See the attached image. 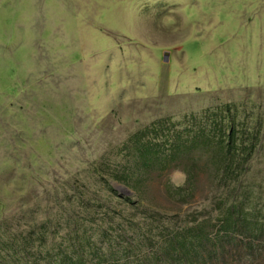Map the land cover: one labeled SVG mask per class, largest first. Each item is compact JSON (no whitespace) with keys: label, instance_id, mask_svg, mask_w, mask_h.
I'll return each instance as SVG.
<instances>
[{"label":"rangeland","instance_id":"obj_1","mask_svg":"<svg viewBox=\"0 0 264 264\" xmlns=\"http://www.w3.org/2000/svg\"><path fill=\"white\" fill-rule=\"evenodd\" d=\"M229 104L264 120V0H0V225L60 217L78 188L99 212L134 213L94 166L121 162L119 149L156 121ZM207 162L189 199L167 193L187 185L189 161L152 174L143 198L116 189L142 202L137 222L148 210L174 229L218 223L223 191ZM249 186L264 209V141L237 196ZM227 250L217 264H264L245 245Z\"/></svg>","mask_w":264,"mask_h":264},{"label":"trees","instance_id":"obj_2","mask_svg":"<svg viewBox=\"0 0 264 264\" xmlns=\"http://www.w3.org/2000/svg\"><path fill=\"white\" fill-rule=\"evenodd\" d=\"M263 128V119L250 115L244 119L232 104L186 116L180 122L173 118L154 122L119 149L121 162L92 170L134 213L127 214L125 209L119 218L110 208L99 212L105 209L102 201L86 198L78 188L81 195L68 199L72 208L60 217L34 222L28 230L22 229L16 217L4 221L0 264H217L226 257L228 245H245L254 263L264 261V209L256 204L251 186L237 196L264 141ZM203 158L223 191L217 205L218 223L191 220L174 229L147 214L148 210L143 223L137 222L135 213L142 202L120 196L116 189V184L125 185L143 198L152 174L166 173L189 161L193 165L186 168L187 185L167 188L170 197L189 199L197 192L198 162Z\"/></svg>","mask_w":264,"mask_h":264},{"label":"water","instance_id":"obj_3","mask_svg":"<svg viewBox=\"0 0 264 264\" xmlns=\"http://www.w3.org/2000/svg\"><path fill=\"white\" fill-rule=\"evenodd\" d=\"M120 190H124L122 186L119 187Z\"/></svg>","mask_w":264,"mask_h":264}]
</instances>
